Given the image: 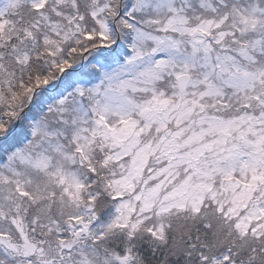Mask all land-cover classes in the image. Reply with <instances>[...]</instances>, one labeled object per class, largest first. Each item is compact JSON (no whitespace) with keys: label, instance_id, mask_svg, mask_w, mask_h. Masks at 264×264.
I'll return each mask as SVG.
<instances>
[{"label":"snow or ice","instance_id":"1","mask_svg":"<svg viewBox=\"0 0 264 264\" xmlns=\"http://www.w3.org/2000/svg\"><path fill=\"white\" fill-rule=\"evenodd\" d=\"M0 264H264V0H0Z\"/></svg>","mask_w":264,"mask_h":264}]
</instances>
